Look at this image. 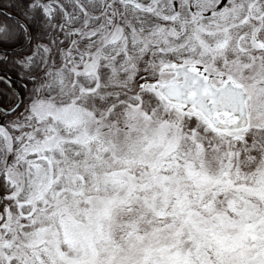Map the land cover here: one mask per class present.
Returning a JSON list of instances; mask_svg holds the SVG:
<instances>
[{"label":"snow or ice","instance_id":"1","mask_svg":"<svg viewBox=\"0 0 264 264\" xmlns=\"http://www.w3.org/2000/svg\"><path fill=\"white\" fill-rule=\"evenodd\" d=\"M0 264H264V0H0Z\"/></svg>","mask_w":264,"mask_h":264}]
</instances>
